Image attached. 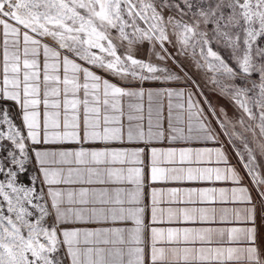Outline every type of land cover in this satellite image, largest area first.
I'll return each instance as SVG.
<instances>
[{
	"label": "snow or ice",
	"instance_id": "6c2138e0",
	"mask_svg": "<svg viewBox=\"0 0 264 264\" xmlns=\"http://www.w3.org/2000/svg\"><path fill=\"white\" fill-rule=\"evenodd\" d=\"M262 228L264 0H0V264H264Z\"/></svg>",
	"mask_w": 264,
	"mask_h": 264
},
{
	"label": "crops",
	"instance_id": "0c3cea01",
	"mask_svg": "<svg viewBox=\"0 0 264 264\" xmlns=\"http://www.w3.org/2000/svg\"><path fill=\"white\" fill-rule=\"evenodd\" d=\"M153 85H149V87H152ZM258 225H259V221H258ZM262 231H264V228H262Z\"/></svg>",
	"mask_w": 264,
	"mask_h": 264
}]
</instances>
